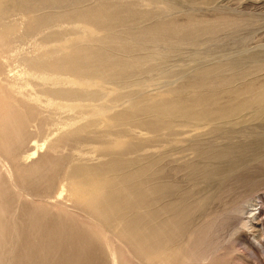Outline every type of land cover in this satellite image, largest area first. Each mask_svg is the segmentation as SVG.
Listing matches in <instances>:
<instances>
[{
    "label": "rangeland",
    "instance_id": "obj_1",
    "mask_svg": "<svg viewBox=\"0 0 264 264\" xmlns=\"http://www.w3.org/2000/svg\"><path fill=\"white\" fill-rule=\"evenodd\" d=\"M0 264H264V0H0Z\"/></svg>",
    "mask_w": 264,
    "mask_h": 264
},
{
    "label": "bare ground",
    "instance_id": "obj_2",
    "mask_svg": "<svg viewBox=\"0 0 264 264\" xmlns=\"http://www.w3.org/2000/svg\"><path fill=\"white\" fill-rule=\"evenodd\" d=\"M32 155V154H31ZM173 173V172H172ZM174 174V173H173ZM257 206V205H256ZM261 206V205H260ZM252 211V210H251ZM263 211V210H262ZM251 226H253V225H251ZM255 237V236H254Z\"/></svg>",
    "mask_w": 264,
    "mask_h": 264
}]
</instances>
